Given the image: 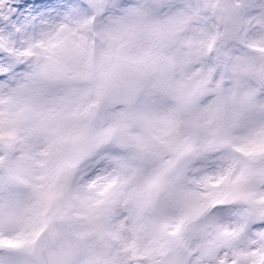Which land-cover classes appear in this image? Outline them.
<instances>
[{
    "label": "snow or ice",
    "instance_id": "snow-or-ice-1",
    "mask_svg": "<svg viewBox=\"0 0 264 264\" xmlns=\"http://www.w3.org/2000/svg\"><path fill=\"white\" fill-rule=\"evenodd\" d=\"M0 264H264V0H0Z\"/></svg>",
    "mask_w": 264,
    "mask_h": 264
}]
</instances>
